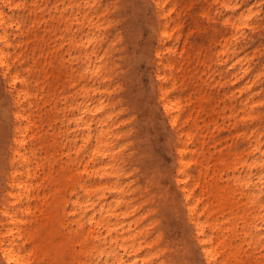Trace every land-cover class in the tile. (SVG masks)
<instances>
[{"label":"rangeland","instance_id":"rangeland-1","mask_svg":"<svg viewBox=\"0 0 264 264\" xmlns=\"http://www.w3.org/2000/svg\"><path fill=\"white\" fill-rule=\"evenodd\" d=\"M11 1L14 4L17 0ZM24 1L25 5L11 8L9 3L0 0V8L8 16L22 15L23 27L30 30L21 36L24 40L21 50L30 56L33 48L37 55L42 44V40L34 38L33 33L43 31L46 24L49 25L47 41L51 46L54 43L59 44L71 35L80 39L89 29L86 24L75 19L68 21L66 16L54 10L55 1L60 4V10L66 11V15L78 13V17H82L86 10L100 23V28L105 33L104 39L99 40L96 45L97 53L90 59L94 60L97 55L104 57L101 76L98 80H93L89 74L80 77L78 72L76 75L78 79L83 78L81 84L75 85L72 89L65 85L63 92L68 95L67 99H62L61 96L52 101V105L56 106L54 111L57 118L55 119L52 111H49L48 118L54 125L55 132L60 128L66 131L69 127L75 134H80L81 127L73 121L62 122V119L78 112L77 108L70 109V102L83 100L81 85L86 83L91 86L96 81L95 86H100L101 91L92 92V100L103 97L102 99L109 102L108 110L114 111L111 121L112 130L108 134L111 143L108 148L114 153L106 157L98 155L95 161L90 162L89 170L91 167H97L99 162L113 163L112 173L102 180L115 188L92 189L86 194L77 188L76 192L71 193L70 186L65 183L67 180L60 178L62 180L55 181L59 183V190L64 195V198L63 195L60 198L59 193L49 194L50 182H43L42 188L48 191L47 198H42L43 201L41 198L32 199L31 211L29 213L19 211V215L26 219L33 217L35 223L43 218L42 208L44 211L57 210L59 217L65 219L67 226L59 228V234L56 235L67 237L68 229L77 228L74 219L83 211L80 204L92 198L95 200V207H99L103 202L111 204L112 208L116 209L108 219L118 227L111 234H107L104 226L95 227V233L99 237L96 243L100 242L106 251L115 250L117 255L124 254L125 263H112V255L106 263L105 255L99 258L95 257L97 252L95 254L93 252L86 257L89 264H126L133 260H137L138 264H208L197 238L194 223L195 218L200 214V220L205 222L206 234L212 236L211 242L218 245V250L221 251L217 259L219 263L264 264V191L259 190L260 186H258V176L262 171L264 173V0L244 1V8L248 3L254 5L256 10H261V16L254 19L256 28L242 26L237 31L232 25L226 26L221 22L229 14L237 13L227 9L221 1L202 0L198 3L197 0H184L183 12L187 15V20L179 32V41L168 42L178 46L180 52L187 38L190 24L188 20L199 24L200 31H195L189 36L184 55L191 51L199 60L206 58L204 63L198 65L199 74H203L207 79L206 84L202 85V90L210 92V97L216 101V104L224 107L222 114L215 115L221 127L220 130L215 131L217 147L209 145L211 150H206L214 152V156L222 155L223 165H218L220 170L216 171L214 177L211 169L206 179L201 180L210 183L215 181L217 185H225L226 190L222 200L217 201L216 197L219 194L217 186L213 190L209 187L204 193L203 182L197 185L194 195L201 194L202 200L195 214L190 213L184 192L177 180L179 155L174 143L176 134L160 101V82L155 76L154 57L160 33L153 1L96 0L95 4L94 0H40L42 8L37 12L32 11L33 0ZM231 1L240 2V0ZM185 4H191L190 10L187 9L186 12ZM201 7L210 8L216 20L203 16ZM175 16L174 12L172 17ZM35 19L36 22L33 23ZM67 24L68 29H66ZM13 29L15 27L10 29L11 38H15ZM93 30L94 33L99 32L96 27ZM226 40L230 45L228 50L224 48ZM58 47L59 53L67 54L69 45L66 40ZM81 47L75 44L70 46L71 52L78 56L73 60L74 66L78 69L88 64L81 53ZM220 48L222 50H219ZM91 49L92 46L89 47V50ZM164 53L165 57H169V53L166 51ZM238 57L243 58L242 63L230 64L236 62ZM170 59L174 60L176 57ZM196 63L194 62L193 66ZM244 66L247 67L246 70ZM234 77L236 80H233ZM194 81L183 87L179 82L176 88H171L167 82L164 85L169 88L170 97L181 94L184 100L191 93L197 96L201 92V86H198L200 81L197 78ZM96 103L93 102L91 105ZM14 109L12 93L0 72V170L2 169L0 208L7 205L9 197L7 192L10 186L7 184V178L10 172L8 158L11 152L4 143V136L11 131ZM210 128H213V124ZM54 130L51 129L50 132ZM63 137H58L59 153L63 151L60 143ZM258 139L261 144L256 148ZM69 147L72 157H78V165H83L84 160H88L91 152L90 144L83 146L79 153L71 142H68L64 150H68ZM236 157L237 170L233 166ZM244 159L248 163L257 159V163L251 168L247 163L244 164ZM214 160L211 158V162ZM61 161L65 165L68 163L66 154L62 155ZM195 167L196 164L192 163L188 171H194ZM192 173L194 176L197 175L196 170ZM39 175H43L42 171ZM83 175L89 179L90 184L100 181L98 176L92 174L88 176L86 173ZM38 178L40 180V177ZM119 197L120 202L117 203L116 198ZM77 198H79L78 202L75 201ZM53 199L54 204L56 199L58 200L57 206L51 203ZM26 204L24 200L23 205ZM0 218L4 219L1 210ZM87 219L88 213H85L81 221L84 228H80V231L88 229ZM121 225L124 227L121 228ZM124 228L125 240L120 239L121 235H119V240L116 242L113 237L117 236V233L120 234ZM5 230L0 222V233ZM37 239L36 237L35 241ZM77 239L78 237L73 238V240ZM33 242V240L27 241L25 248L30 249ZM122 242L127 250L119 245ZM64 248L65 246L61 251ZM229 252L231 254H228ZM38 254L35 255L34 264L39 261ZM142 258L145 260L144 263L143 260L141 261ZM56 260H61L59 255ZM0 264H5L1 258Z\"/></svg>","mask_w":264,"mask_h":264},{"label":"bare ground","instance_id":"bare-ground-1","mask_svg":"<svg viewBox=\"0 0 264 264\" xmlns=\"http://www.w3.org/2000/svg\"><path fill=\"white\" fill-rule=\"evenodd\" d=\"M1 1L9 3L11 8H16L26 3L24 0H17L18 2L16 1L14 4L11 0ZM152 1L160 33L154 57L155 76L160 82V101L168 121L176 134V141L174 143L179 155L177 180L184 192L190 213L195 214L202 200L201 194L194 195V189L197 185L203 182L204 193L209 187L213 190L217 186L219 193L216 197L217 201L222 200L224 191L226 190L225 185H217L215 181L210 183L207 180H201L203 178L206 179L205 177L209 175V170L211 169L213 170L212 177H214L216 171L220 170L218 165H223L222 155L217 154L214 156V152L206 150H211L209 145L217 147L215 131L216 129L220 130L221 127L218 125L215 115L222 114L224 107L216 104V101L210 97V92L202 90V85L206 84L207 79L203 77V74H199L198 65L201 62L204 63L206 58L199 60L191 51L184 55L189 36L195 31H200L198 28L199 24L197 25V23L188 20L190 24L187 30V38H185L186 40L182 44L183 47L180 52H178V46H175L174 43L168 44L171 40L175 42L179 41V32L185 20H187V15L183 12L184 0ZM201 1L197 0L198 3H201ZM213 1H221L222 5L227 9L237 12L233 15L229 14L221 21L224 25H232L236 31L242 26L257 27L254 19L256 20L261 16V10H256L254 5H248V3L245 4L246 7L244 8L245 0L236 1L235 3H232L231 0ZM32 2V11L37 12L38 9L42 8L40 0H33ZM96 2L94 0L95 4ZM53 7L54 10L66 16L68 21L75 19L82 24H86L89 28L85 35H81L80 39H76L74 35L64 39L69 45L67 54L59 53L58 45L61 46L64 40L59 44L54 43L52 46L47 41V34H49V32L47 33L49 29L48 24L45 25L43 31L33 33L34 38L42 40V44L39 46V53L36 55L35 48H33L31 56L25 54V51L21 50L24 45V40L21 39V36L25 32H28L30 28L25 29L23 27L24 19L22 15L19 14L17 17H13V15L8 16L0 8V28L2 29L0 32V72L6 79L15 103V109L12 111L13 121L11 131L4 136V143L7 144L6 146L11 152V156L8 158L10 172L7 178V184L10 186V189L7 192L9 196L7 205L0 208L4 216V219L0 218V222L6 229L0 233V258L5 264H34L35 255L39 253V261L36 264H89L86 257L89 254H93V252L94 254L97 252L95 257L101 258L105 255L104 262L106 263L109 262L111 255L113 256L112 263H125L124 254L117 255L115 250L106 251L100 242L96 243L99 237L95 233V227L104 226L107 234H111L114 229H118L116 224L108 219L116 211L109 203L102 202L99 207H95L96 203L92 198L86 199L81 204L79 203L83 211L74 219L77 223V228L68 229L67 237L56 235L59 234V228L67 226L65 219L59 217L57 210L45 209L44 211V208H42L43 218L35 223H33V217L26 219L19 215V211L21 213H29L31 211L32 199L41 198L42 200V198H47L48 191L46 188H42L43 182H50L51 187L49 186L48 188V190L50 189L49 194L55 195L59 193L60 198L63 194L59 190V183L55 182L56 180L60 181L63 179L65 181L66 179L67 182L65 183L70 186L71 193L76 192L77 188L83 190L85 194L89 193L92 189L97 190L103 187L115 188L102 180L103 177L112 173L111 168H113V163L110 161L106 163L99 162L97 167H91V170H89L90 162L95 161L98 155L106 157L110 156V153H114L108 148L111 144L108 134L112 130L113 123L111 121L114 117V111L108 110L109 102L102 99L103 97L95 101L92 100V92L101 91L100 86H95L96 81L91 86L86 83L81 85L80 91L83 100L78 101L77 99L70 102V109L75 110L74 108H77L78 112L72 113L70 117L67 116L62 119V122H75L82 129L80 134H75L69 127L66 128V131H62V128H60L58 132H55L53 129L54 125L48 118L49 111L54 113L55 119L57 118L54 111L56 106L52 105V101L61 96L62 99H67L68 95H65V92H63L65 85H68V88L72 89L75 85L81 84L83 78L78 79L76 76L78 72L81 75L80 77L89 74L93 80H98L101 76L104 68V57L97 55L94 60L90 59L93 54L97 53L96 45L99 40L104 39L105 33L101 30L100 23L90 16L86 10H84L82 17H78V13L66 15L65 10H60V4L57 1L53 3ZM190 8L191 4H185V12L187 9L190 10ZM174 12L176 16L172 17ZM201 14L211 18L213 21L216 20V16L211 13L210 8L201 7ZM35 22L36 19L33 20V23ZM13 27L15 29H13L12 33L15 38H11L10 29ZM94 27L98 29V33L93 32ZM66 29H68V24L66 25ZM73 44L82 46L81 50L83 52L81 51V53H83L85 60L88 61V64L81 69L76 68L73 64V60L78 58V56H75L71 52L70 46ZM228 45L229 43L226 40L224 44L225 50L229 49ZM90 46H92L91 50H89ZM219 50H222V48ZM164 51L169 53V57L164 56ZM170 57H176V59L171 60ZM239 57L238 60L236 58V62L233 61L234 63L230 64L236 65L242 63L243 58L239 59ZM194 62L197 63L193 66ZM23 63H26V65L23 66ZM244 68L246 70L247 67L244 66ZM196 78L200 81L198 86H201V92L197 96L191 93L184 100H182L181 94L170 97L169 88L164 85L167 82L171 88H176L178 83L181 82L180 86L183 87L186 84L195 82L194 79ZM233 80H236V78ZM253 80L254 78H252ZM93 102L97 103L91 105ZM47 106L49 107L47 108ZM204 114L206 117H204ZM45 121L47 122L44 124ZM210 124H213V128H210ZM51 129L54 132H50ZM94 129L95 132H93ZM59 136H64L60 141L63 148L61 153H59L58 149ZM68 142L75 145L77 153L80 152L83 146L91 145L89 158L88 160L85 159L86 161L84 160L83 165H78L79 159L77 156L72 157L71 147L66 151L64 150ZM260 144V139H258L255 147L259 148ZM187 153L190 155H187ZM64 154L68 157L66 165L61 161V157ZM211 158L215 159L214 162H211ZM234 162L233 166L237 170V157L234 159ZM243 162L252 168L257 163V159H254L251 163H248L244 159ZM192 163L196 164V176L192 173L195 170L188 171ZM56 164H58V168H56ZM40 171L43 173L42 176L39 175ZM84 173L88 176L89 174L98 176L100 181L90 184L89 179L84 177ZM38 177H40V180ZM258 183V186H260L259 190L264 191L263 171L258 176ZM62 198H64V195ZM24 200L27 202L25 206L23 205ZM57 201L56 199V203L54 204L53 199L51 203L57 206ZM75 201L78 202L79 198ZM116 202H120V197L116 198ZM85 213H88L87 221L89 227L87 230L80 231V228H84L81 221ZM194 223L197 229V238L202 245V251L208 264H222L217 261L218 254L221 251L218 250V245H214L211 242L212 236L206 234L205 222L200 220V214L197 215ZM123 227L124 225H121V228ZM124 234L125 228L120 234L117 233V236L113 237V239L118 242V236L121 235L120 239L124 241ZM36 237L38 238L37 241H35ZM76 237L78 239L73 240ZM29 240H33L34 242L30 249H26L25 243ZM65 240L67 241L65 242ZM119 245L127 250L123 242ZM64 246V250L61 251V248ZM129 250L128 252H130ZM228 254H231V252ZM58 255L61 258L60 261L56 260ZM143 258L141 259V261L143 260L142 263L145 261ZM126 264H138V261L133 260Z\"/></svg>","mask_w":264,"mask_h":264}]
</instances>
